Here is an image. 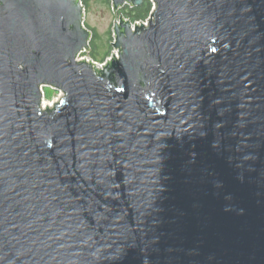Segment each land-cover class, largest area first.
Returning <instances> with one entry per match:
<instances>
[{"label":"water","instance_id":"1","mask_svg":"<svg viewBox=\"0 0 264 264\" xmlns=\"http://www.w3.org/2000/svg\"><path fill=\"white\" fill-rule=\"evenodd\" d=\"M111 1L98 70L81 0H0V264H264V0Z\"/></svg>","mask_w":264,"mask_h":264},{"label":"rangeland","instance_id":"2","mask_svg":"<svg viewBox=\"0 0 264 264\" xmlns=\"http://www.w3.org/2000/svg\"><path fill=\"white\" fill-rule=\"evenodd\" d=\"M85 10V26L93 33L95 32L97 34V43L99 44V58L102 59L106 53L111 55L116 51L112 45L115 42L114 25L116 22V14L112 8V1L90 0L89 5L87 8H85ZM81 57H90L93 59L91 52L89 55L84 53L81 55ZM97 62H103V60H98ZM44 90L46 93V103L48 105L53 104V102L57 101V99L62 95V92L49 87L44 88Z\"/></svg>","mask_w":264,"mask_h":264},{"label":"trees","instance_id":"3","mask_svg":"<svg viewBox=\"0 0 264 264\" xmlns=\"http://www.w3.org/2000/svg\"><path fill=\"white\" fill-rule=\"evenodd\" d=\"M81 1L84 7L87 8L90 0H81ZM152 8H153L152 2L149 0H144V2L139 6H135V7L131 5L124 6L120 10L119 14L129 19L132 23L142 22L148 19L152 11ZM90 46H91V56L94 60L104 61L107 57L110 56L108 53H106V55H104L102 59L99 58V51H98L99 44L97 43V34L95 32L93 33V38L91 40Z\"/></svg>","mask_w":264,"mask_h":264},{"label":"built area","instance_id":"4","mask_svg":"<svg viewBox=\"0 0 264 264\" xmlns=\"http://www.w3.org/2000/svg\"><path fill=\"white\" fill-rule=\"evenodd\" d=\"M149 1H151L152 4H153V8H152V11H151V13H150V15H151L152 12L155 10V3H154L152 0H149ZM149 19H150V16L148 17V19H147L146 21L135 22V23H138V24L143 23L144 25L147 26L148 23H146V22H148ZM135 23H133V24H135ZM82 54H84V53H82ZM82 54H81V55H82ZM113 54H115L116 56H118V51L116 50L115 52H113V53H112L109 57H107L103 62H97V61H94V60L91 59L90 57H81V55L78 57V61L86 60V61H88V62H92V63L94 64V66H95L98 70H103L104 67L107 65V63L110 62V61H112V59H113ZM44 88H46V87H44ZM44 88L42 89V92H43V106H44V109H46L47 107H52L53 104H54L55 102L59 101L60 98L63 96V93H62L61 97L57 99V101L53 102V104L48 105V104L46 103V99H45V95H46V93H45ZM54 90H56V89H54ZM57 91H59V90H57ZM60 92H61V91H60ZM45 103H46V104H45Z\"/></svg>","mask_w":264,"mask_h":264},{"label":"bare ground","instance_id":"5","mask_svg":"<svg viewBox=\"0 0 264 264\" xmlns=\"http://www.w3.org/2000/svg\"><path fill=\"white\" fill-rule=\"evenodd\" d=\"M46 104V103H45Z\"/></svg>","mask_w":264,"mask_h":264}]
</instances>
